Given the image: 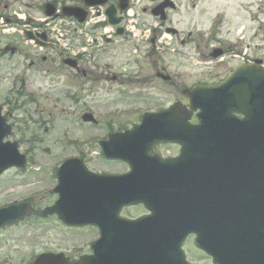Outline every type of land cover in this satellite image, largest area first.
<instances>
[{
	"label": "rangeland",
	"instance_id": "obj_1",
	"mask_svg": "<svg viewBox=\"0 0 264 264\" xmlns=\"http://www.w3.org/2000/svg\"><path fill=\"white\" fill-rule=\"evenodd\" d=\"M50 0H0V10L6 11L7 16L16 12L19 16L43 19L44 5ZM61 5H79L82 0H58ZM179 5L177 12L171 14L178 21V30L187 36L191 32V40L185 50H188L186 60H156V52L152 58L148 56L146 48L136 52L132 46L117 42L114 45L104 46L100 52L102 62L110 63L112 71L125 74H139L135 85L120 81L122 85L113 82L99 81L97 84H87L85 90L80 82H73L72 87L66 84V75L76 72L62 65L63 56L59 51L44 52L27 45L20 35L4 37L0 33V47L16 48L15 56L5 51L0 59V105L8 116V122L13 124L15 134L10 140H17L22 153L33 156L28 171L25 174H16L15 170L6 171L0 177V204L15 197L33 194L35 200L42 202L44 207L51 202L48 190L51 188L50 175L52 168L65 156L80 153L88 157L90 168L121 172L124 167L109 165L103 162L97 154L99 149L92 136L105 135L104 128L92 125H83L81 117L91 112L103 123L111 122L116 126L135 122L140 112L147 109H159L183 99V86L191 85L198 80L200 74L194 75L193 55L199 48L200 52H207L218 45L213 41L215 32L211 34V24L218 15L224 19L222 35L228 42L235 44L240 28L235 27L233 14L242 15L247 21L248 54L253 57L264 58V0H175ZM197 2L200 20L194 19L193 5ZM145 5L143 0L141 7ZM7 6L8 10H7ZM3 17V20H5ZM142 26L155 24L156 21L149 15L141 16ZM2 18H0L1 21ZM185 19V21H184ZM199 20V21H198ZM262 20V28L259 21ZM5 24V22L3 23ZM220 25V22L217 26ZM16 28V27H15ZM147 28V27H146ZM232 28L235 32H231ZM230 32H229V31ZM82 38L79 40L81 46ZM240 43V42H238ZM78 45V47H81ZM239 46L236 45V49ZM244 47V45L242 46ZM245 49V48H244ZM42 56L51 58L52 64H43L41 67L37 58ZM31 61L34 65L31 67ZM98 68L102 70L103 63ZM150 62H152L150 64ZM164 66L171 74L177 75L174 82L165 84L155 80V66ZM53 68L56 71L55 80L42 76L41 68ZM51 69V70H53ZM200 72V71H197ZM190 74L194 75L193 77ZM203 74V73H201ZM204 75V74H203ZM134 79V78H133ZM147 80V83H145ZM34 95V101H26L25 97L17 95L21 87ZM94 88L89 91V87ZM131 86V87H130ZM124 93L122 91H125ZM77 92L78 101H70L64 97V92ZM29 94V95H31ZM9 100V105L6 102ZM30 115V116H29ZM83 144L82 146H76ZM46 202V204H45ZM136 212L134 214H138ZM91 232L65 231L54 218L44 220L33 215L16 229H9L0 233V258L5 255H14L26 260L30 254L39 252L65 251L69 253L73 245L82 244L94 237ZM190 245V244H188ZM190 247V246H188ZM190 250V259L193 264H211L204 256ZM73 255V253H71Z\"/></svg>",
	"mask_w": 264,
	"mask_h": 264
},
{
	"label": "flooded vegetation",
	"instance_id": "obj_2",
	"mask_svg": "<svg viewBox=\"0 0 264 264\" xmlns=\"http://www.w3.org/2000/svg\"><path fill=\"white\" fill-rule=\"evenodd\" d=\"M147 1H156V2L153 3V4H150L147 7H145L143 9V13L144 14L148 15V14H152L153 11L155 12V11L161 10L160 12L164 15V17H166V20H165V22L163 24L169 23L171 26L173 25V23H174L173 22V18L169 15V11L173 7L169 3V1H167V0H147ZM164 6H167L168 8L162 10V7H164ZM195 8H196V4L193 5V9H195ZM233 18H234L233 21L235 23V27L239 26V28H240L239 33L244 34V35L247 36V31H246L247 27H246V23H245L247 21L243 20L242 15H238L236 13V8H235V15L233 16ZM156 19H158V18H156ZM219 22H220V25L217 26V24ZM222 28H224V21L220 17H217V19H215L212 22L210 29H211V34L213 32H215V35H214V37L212 39L215 42V44L218 45V47L217 48L212 47L211 50H209V53L201 51L199 53V56L201 58H207V57L211 58L213 54H219V53H221V55L225 54V51L227 50V44L229 42L226 41L225 37L222 35V30H220ZM233 31H234V29L232 28L231 32H233ZM164 32L171 33L173 35L174 39H175L176 45H179L181 47L186 45V43L189 42V40L191 38L190 34L186 38H180V35L177 33V31H175V29L169 28V27H166L164 29ZM246 47H247V45H246ZM32 48H37L38 50L44 51V52L53 51V49L50 48V46H48V47L45 46V48H41V47L35 45V47H32ZM12 53H14V52H12ZM37 60L39 61V65L41 67L43 66V64H48V61H49L50 65L52 64L51 58H48L46 56H42V59L37 58ZM261 62L264 64V59H262ZM102 63H103V66H102V70L101 71L98 68L99 62L78 63L79 70L75 71L76 72L75 74L66 75L65 82L69 86V89H70V87H72V83L73 82L82 83L83 85L81 86V89H78V90H85V88L87 87V84H91V83L97 84V82H99V81L100 82L101 81H105V82H114V83H116V82H119L120 79H123V78H125L126 80H129V81L132 80L131 78L126 77V76H122L121 77L118 74H110V71L113 68L112 65L110 63H104V62H102ZM33 65H34V61H31V65L30 66L32 67ZM51 69H53V68H51ZM51 69H49L48 67L45 68V69L41 68L42 76H44L46 79H49V80L50 79L55 80L57 78H61L62 77V75H61V77H57L56 74H55L56 73L55 69H53V70H51ZM163 70H165V69L163 68ZM157 75H159V74H157ZM218 76H219V74L216 73L215 77H218ZM170 82H171V80L169 81V83ZM93 88H94V86L89 87V89H87V90L91 91ZM162 152H163L164 155H167V153H165L164 148H163ZM176 153H177V150L173 149V150L170 151V153L168 155L176 156L177 155ZM40 204L41 203L31 202L30 205H32V209H36L37 205H40ZM35 214H37V212L34 211V215ZM51 218H54L56 220L55 217H51ZM15 227L16 226H14V228ZM9 229H11V228H9ZM0 233H2V231H0ZM83 248H84L83 244L73 245L71 247V251L69 252L70 254L67 255L69 260L72 261V262H75L77 260L75 262V263H77L81 259L82 256L87 254V249L86 248L83 249ZM47 252H50V251H47ZM47 252H41V253H47ZM58 253H61L62 256H64V254H65L64 252H63L64 253L63 254L62 251H59ZM71 253H73V255ZM0 264H34V262L31 260V254L24 261H22V257L16 258L14 255H12V254L9 255L8 254V255H5L2 258H0ZM67 264H70L69 261L67 262Z\"/></svg>",
	"mask_w": 264,
	"mask_h": 264
},
{
	"label": "water",
	"instance_id": "obj_3",
	"mask_svg": "<svg viewBox=\"0 0 264 264\" xmlns=\"http://www.w3.org/2000/svg\"><path fill=\"white\" fill-rule=\"evenodd\" d=\"M88 1V2H87ZM107 0H85V5L87 6H96V5H103L106 3ZM69 11V10H68ZM54 12V10H53ZM66 14V13H65ZM67 15H71V12H68ZM106 15L109 19V22L110 24H113V25H116L119 23V20L116 19V13H115V10L110 8L108 9V11L106 12ZM156 15H159V14H156ZM229 83H234V84H238V89L241 90L243 89L244 91L245 90H252L251 92L249 91V95L248 97H251L252 94H255L256 92H259V94L261 95L260 91H264V70L260 69V68H256V67H244L242 69H239L233 76H231V78L228 80ZM198 91V90H196ZM194 91L192 93H188L187 94V98H188V105L191 107V108H194L195 105L194 103L192 102V99L193 97H197V92ZM262 98H264L262 95H261ZM249 104L251 106H255V107H258L260 105H264V99L262 100H259V101H256V102H249ZM201 107V106H200ZM202 108V107H201ZM178 113H179V110L177 108H173L172 110V114L171 115H174L175 117L178 116ZM84 120L85 121H90L91 118L90 117H84ZM187 118L184 119V121H186ZM254 122H256V120H253ZM4 126V123L2 122V120L0 119V128H2ZM220 132L222 133L223 136H225L229 141H234V137L232 136V134L224 129H221ZM1 134H6V131H3L1 132ZM2 138H0V141H1ZM1 143V142H0ZM12 149H11V152H6L4 154L1 155L0 153V158L2 159H6V158H12L13 156H16L13 161L12 160H5V161H9V162H3L1 163L0 161V164L1 166L3 167L2 169H5L13 164L14 161H23V157H20L18 156V154L16 153V148L17 146L14 144V145H11ZM0 169V173H1V170ZM142 193H146V192H142ZM98 195V192L95 191L94 192V197L97 199ZM144 198V197H143ZM177 211H180V208H174ZM220 212V210H219ZM225 210L222 209L221 210V213H224ZM177 217H178V220L182 221V218L180 217V215L177 213ZM220 240V237H218V241ZM264 244V241H260L259 242V249L262 250V246ZM205 247L206 248H209L208 247V244H205ZM245 251V249H241L240 251H237L234 253V257H232L231 259L229 260H225V259H216V263L217 264H247V263H250V264H253L254 260L250 259V260H247L246 259V256L245 257H242V256H237V255H240V254H243V252ZM169 256V260L168 262L165 261L163 259V256L160 254L159 255V261L158 263L155 262V260L153 259V262L150 263V259L148 260V264H174V254L170 253L168 254ZM182 255L180 254V257H178L177 255V258L179 259V262L178 264H185L182 257ZM259 261H260V257H258Z\"/></svg>",
	"mask_w": 264,
	"mask_h": 264
}]
</instances>
